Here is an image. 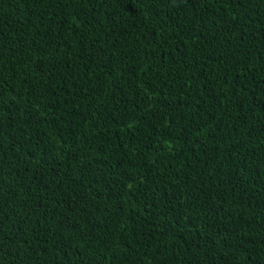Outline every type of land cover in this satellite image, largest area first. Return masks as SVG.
Segmentation results:
<instances>
[{
	"label": "trees",
	"instance_id": "16d2710c",
	"mask_svg": "<svg viewBox=\"0 0 264 264\" xmlns=\"http://www.w3.org/2000/svg\"><path fill=\"white\" fill-rule=\"evenodd\" d=\"M0 264H264V0H0Z\"/></svg>",
	"mask_w": 264,
	"mask_h": 264
}]
</instances>
